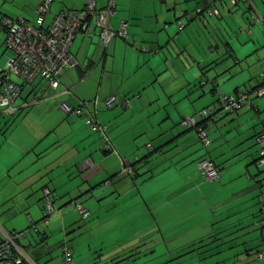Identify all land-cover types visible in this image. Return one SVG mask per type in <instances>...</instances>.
I'll list each match as a JSON object with an SVG mask.
<instances>
[{
  "label": "crops",
  "instance_id": "obj_1",
  "mask_svg": "<svg viewBox=\"0 0 264 264\" xmlns=\"http://www.w3.org/2000/svg\"><path fill=\"white\" fill-rule=\"evenodd\" d=\"M86 1L53 0L46 22ZM95 1L101 8L109 0ZM242 1L248 15L264 18L263 1L237 5ZM39 2L0 0V24L22 17L38 25ZM209 2L217 14L194 15ZM228 5L114 0L110 26L125 24L126 36H115L102 52L97 35L79 34L70 44L77 64L59 74L56 89L42 79L24 83L15 112L0 109V242L4 233L23 232L19 245L34 261L47 256L51 263L52 252L66 241L75 264H139L143 244H164L172 259L195 252L220 255L242 245L243 252L263 248L264 230L258 226L264 221V162L257 136L264 96L249 110L208 120L206 147L194 129L179 125L213 104L217 92L235 94L264 78V26L252 25L248 16L238 28L229 27ZM5 36L0 25V69L13 54ZM117 94L131 106L105 107V99ZM61 103L87 106L107 126L113 150L103 148L83 115L65 113ZM203 159L217 167L216 180L203 177L198 168ZM46 192L54 209L47 224ZM75 202L87 208L86 219ZM136 231L147 235L137 237ZM179 232L183 240H172L170 248ZM218 260L212 264L247 263Z\"/></svg>",
  "mask_w": 264,
  "mask_h": 264
},
{
  "label": "built area",
  "instance_id": "obj_2",
  "mask_svg": "<svg viewBox=\"0 0 264 264\" xmlns=\"http://www.w3.org/2000/svg\"><path fill=\"white\" fill-rule=\"evenodd\" d=\"M226 1L231 6H235L239 0ZM52 2L53 0H40L35 10L38 25H34L22 17L6 19L0 24L6 31L5 46L13 52L5 66L0 69V109H3V112L7 115L15 112L14 102L20 97L22 83H31L35 79H42L46 80L53 89L57 88L59 74L77 64L76 59L70 52V44L79 34L97 35L102 52L108 46V42L115 36H126L125 24L116 30H113L110 26L109 19L114 12V0H109L107 5L101 8L97 7L95 0H87L81 9L59 12L46 22ZM205 6V8L197 7L194 15L204 13L209 16L218 13L211 2ZM251 22H259L264 26V18L258 14L251 17ZM179 24L182 25L181 22ZM12 75L16 76L19 81H13ZM262 84L256 92L250 89L238 90L236 94L219 91L217 92L218 106L209 105L198 111L196 115L183 117L179 125L184 129H195L197 127V115L200 117L222 116L225 113L234 114L241 108L249 107L253 102L254 94L257 96L264 94V82ZM93 103L95 104L96 101L94 100ZM103 104L105 107L113 104H119L124 108L131 106L128 99L118 94L109 96ZM59 106L65 113L73 112L77 115H83L89 129L99 134L100 140L103 142V148L113 150L107 126L99 122L87 106H85V109L72 108L64 103ZM195 136L201 142L202 147H206L211 143L210 137L203 127L196 128ZM257 142L261 145L259 156L261 161L264 162V122L258 133ZM198 168L207 180L213 181L219 176L217 167L209 160L203 159ZM130 172L131 169L127 167L125 173ZM44 194L46 205L42 213V222L47 224L48 217L54 209L52 202L47 197L49 192ZM260 205L261 213L264 215V198L260 201ZM74 208L83 219H86L89 215L87 208L79 202L74 203ZM22 236L23 232L18 231L4 233V238L0 242V264H37L29 252L19 245L18 238ZM59 250L62 264H75L73 249H71L68 242L64 241L59 246ZM247 254L257 259L264 258V246L259 250H255V252L248 251Z\"/></svg>",
  "mask_w": 264,
  "mask_h": 264
},
{
  "label": "rangeland",
  "instance_id": "obj_3",
  "mask_svg": "<svg viewBox=\"0 0 264 264\" xmlns=\"http://www.w3.org/2000/svg\"><path fill=\"white\" fill-rule=\"evenodd\" d=\"M260 2H262L263 0H259ZM263 4V2H262ZM264 5V4H263ZM229 6V5H228ZM235 5L233 7H231V13L230 15H232V18L230 17H225V23L229 26V27H233V24H235V27L238 28V26L240 24H244L246 21V18L248 16H253V15H257L258 13L255 12H251L248 15V10L247 8H249L247 1H242L241 4ZM227 7V6H226ZM250 11V10H249ZM259 15V14H258ZM230 18V19H229ZM255 23H253L252 25H254ZM253 27V26H252ZM239 31V30H238ZM232 33V32H231ZM264 218V216H263ZM263 226V228H262ZM259 232H260V228L264 230V221L262 223H259ZM148 232V231H147ZM264 233V231H263ZM137 237L138 234L140 235H147L146 232H141V231H136ZM183 233H178L177 235H175L176 237H174L173 239H171V241L168 243L169 247H172V240H177L179 242H181V240H183V238H181V235ZM264 236V234H263ZM145 237V236H144ZM175 245V244H174ZM181 245H177V247H179ZM183 246V245H182ZM166 248V246L164 244L162 245H155L153 247H147L143 245L138 246V250L141 251V255L138 256L139 258V264H212L214 263V261H220L218 259L220 258H228L229 262L232 263L234 262L233 260H247L246 264H256V263H263L264 259H257L256 257L249 255V254H245V252H243V248L244 246H240V249L236 251L235 248H231L228 250H224L220 253V255L218 254H212L209 255L208 257L205 256L203 253H193L192 255L190 254H184V256H181L180 258H176V259H172L170 257H168L163 251ZM180 249V248H178ZM242 251V252H241ZM255 252V251H254ZM52 254L53 256H55L52 259V262L49 263L47 261V256L41 257L39 260L35 261V263L37 264H53L54 262H58V264H60V259L59 258V250H55L53 251ZM178 253V252H177ZM176 253V254H177ZM239 253V254H238ZM172 259V260H171ZM109 263V262H108Z\"/></svg>",
  "mask_w": 264,
  "mask_h": 264
},
{
  "label": "trees",
  "instance_id": "obj_4",
  "mask_svg": "<svg viewBox=\"0 0 264 264\" xmlns=\"http://www.w3.org/2000/svg\"><path fill=\"white\" fill-rule=\"evenodd\" d=\"M213 4V3H212ZM214 5V4H213ZM206 7V6H205ZM205 7H203V8H205ZM215 7V6H214ZM264 82V80H262L261 79V81L259 82V83H257V84H255L254 86H252L251 88H247L246 90H248V89H250V90H253L254 92H256L259 88H260V85H263L262 83ZM23 85H24V83H22ZM252 91V92H253ZM237 92V91H236ZM236 94V93H235ZM255 96H253V102L251 103V105H249V107H244V108H241L240 110H242V109H246V110H249L250 108H253V107H255V100L256 99H258V98H260V97H262V96H264V94H262V95H260V96H257L256 94H254ZM210 106H218V100H217V97H216V99H215V101L213 102V104H211ZM239 110H237V112H238ZM236 112V113H237ZM194 115H196V114H194ZM224 115V114H223ZM222 115V116H223ZM197 117V119H196V121H197V127H203V128H206L205 127V125H206V122L208 121V120H210V119H212V118H214V116L213 117H200V116H196ZM207 126V125H206ZM196 127V128H197ZM196 128L194 129V130H196ZM191 129H193V128H191ZM260 157V156H259ZM260 159H261V157H260ZM264 216V215H263ZM262 241H264V237H262ZM197 242H199V241H197ZM70 245V244H69ZM203 245H200V247H202ZM196 248H199L198 246L196 247ZM257 250H259V249H257ZM245 253L247 254L248 253V251L246 250L245 251ZM261 259V258H260ZM35 262V261H34Z\"/></svg>",
  "mask_w": 264,
  "mask_h": 264
},
{
  "label": "bare ground",
  "instance_id": "obj_5",
  "mask_svg": "<svg viewBox=\"0 0 264 264\" xmlns=\"http://www.w3.org/2000/svg\"><path fill=\"white\" fill-rule=\"evenodd\" d=\"M52 213V212H51ZM51 213H50V215H51ZM50 215H49V217H50ZM49 217H48V219H49Z\"/></svg>",
  "mask_w": 264,
  "mask_h": 264
}]
</instances>
